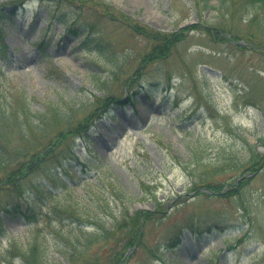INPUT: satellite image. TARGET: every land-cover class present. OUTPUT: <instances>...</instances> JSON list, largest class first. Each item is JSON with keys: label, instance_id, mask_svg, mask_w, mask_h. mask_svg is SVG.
Instances as JSON below:
<instances>
[{"label": "rangeland", "instance_id": "obj_1", "mask_svg": "<svg viewBox=\"0 0 264 264\" xmlns=\"http://www.w3.org/2000/svg\"><path fill=\"white\" fill-rule=\"evenodd\" d=\"M97 1L93 9L84 0H29L23 14L15 16L16 24L6 20L2 28L0 44L5 42L9 52L0 61L2 71L24 89L34 109L68 101L79 105L81 116L110 95L121 100L99 110L84 137L67 136L58 155L74 151L77 156L64 158L67 171L57 170V175H76L70 180L79 192L86 180L112 175L132 198L131 208L149 213L141 240L124 264H264V45L207 30L232 15L213 7L198 13L191 0ZM105 2L182 39L166 57L145 61L151 45L121 20L100 16L97 9ZM210 2L217 5L218 0ZM16 3L0 0V9L13 14ZM244 10L235 15V21L244 19L238 21L241 27L249 18ZM258 10L264 19V7ZM66 24L84 26L129 59L110 89L95 81L108 75L104 56L76 47ZM44 36L49 56L36 45ZM51 63L62 70L60 76H49ZM168 93L169 102L164 100ZM134 97L140 100L135 109ZM254 148L261 155L256 161L250 155ZM195 152L202 155L199 162ZM225 152L233 157L223 158ZM53 166L45 163L26 185L42 179L58 186L61 180L46 173ZM85 166L90 172L80 176ZM200 180L207 181L203 187L194 185ZM13 197L0 193V227L6 232L0 234V245L10 236L25 242L31 233L29 222L5 211ZM39 224L45 225V216Z\"/></svg>", "mask_w": 264, "mask_h": 264}, {"label": "trees", "instance_id": "obj_2", "mask_svg": "<svg viewBox=\"0 0 264 264\" xmlns=\"http://www.w3.org/2000/svg\"><path fill=\"white\" fill-rule=\"evenodd\" d=\"M84 1L91 2L93 9L98 3L97 0ZM191 2L198 13L213 7L218 12L222 11V15L226 11L232 15L228 22L223 16L219 25L207 26V30L215 28L221 34H231L235 40L245 38L264 45V19L262 11L258 10L263 9L264 0H218L217 5L210 0ZM102 5V9H97L100 16L121 20L151 45L150 51L145 53V61L152 57H166L182 39L177 32L170 33L141 23L111 3ZM238 5L240 8H237ZM247 5H252L255 10L250 13ZM243 8H246L248 13L245 14L249 18L241 27L238 21L244 19L240 17L235 21V15ZM68 30L78 38V46L86 51L96 49L104 56L108 63V75L96 76L95 81L101 89H110L111 82L122 75L129 59L119 57L97 37L84 36V26L73 25ZM48 72L50 77L62 74L55 64L48 68ZM128 82L127 79V86ZM116 101L121 100L110 95L81 116L78 113L79 105L68 101L62 104L49 101L44 103L43 108L34 109L24 89L0 75V193L5 191L14 196L5 206L7 213L21 215L34 223L25 242L10 236L7 243L0 245V264H118L125 259L126 252L140 242L143 221L149 213L131 210L132 198L116 177L101 173L94 180L85 181L84 191L79 192L75 191L70 178L61 175L62 171L57 175V170L67 171L63 159L75 154L72 151L71 155L59 157L58 147L68 135L84 136L100 116L98 111L107 110ZM251 151L253 160L261 157L256 148ZM195 156L199 162L201 153L195 152ZM223 156L232 158L233 153L226 156L225 152ZM47 162L56 165L49 168L47 176L60 179L61 183L56 186L41 179L35 180L31 186L26 185L27 179ZM206 182L194 181V185L200 186ZM141 185L151 190L146 180H142ZM146 195L156 200L153 191H148ZM42 207H48V210L41 213ZM44 216L43 226L39 221ZM4 233L3 227H0V234ZM52 253H59L65 261Z\"/></svg>", "mask_w": 264, "mask_h": 264}]
</instances>
